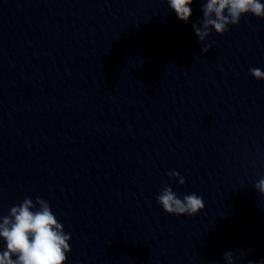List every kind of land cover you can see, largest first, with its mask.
<instances>
[{
    "label": "clouds",
    "instance_id": "1",
    "mask_svg": "<svg viewBox=\"0 0 264 264\" xmlns=\"http://www.w3.org/2000/svg\"><path fill=\"white\" fill-rule=\"evenodd\" d=\"M166 2L180 21H189L193 0ZM201 11L203 19L192 24L199 42L205 41L213 29L217 34H224L247 14L264 18V3L260 0H204ZM209 49L210 45H207L201 51L207 53ZM249 72L256 80H264V70L250 68ZM167 175L180 185L186 182L177 171ZM254 187L264 196V178ZM156 202L166 213L176 216H194L205 207L202 196L191 193L181 199L167 184L157 195ZM0 238L6 242L5 250L0 252V264H66L67 254L71 251V234L64 231L51 205L39 196L35 202L25 198L18 206L11 207L8 216L0 217ZM224 260L226 264H234L233 253L225 252Z\"/></svg>",
    "mask_w": 264,
    "mask_h": 264
}]
</instances>
